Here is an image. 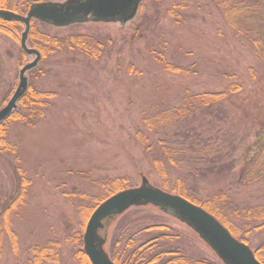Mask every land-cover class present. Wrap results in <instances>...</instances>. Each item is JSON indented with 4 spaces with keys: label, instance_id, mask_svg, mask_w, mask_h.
Segmentation results:
<instances>
[{
    "label": "rangeland",
    "instance_id": "rangeland-1",
    "mask_svg": "<svg viewBox=\"0 0 264 264\" xmlns=\"http://www.w3.org/2000/svg\"><path fill=\"white\" fill-rule=\"evenodd\" d=\"M173 2L180 7L171 12ZM37 28L59 36L72 32L107 36L110 43L99 60L73 50L52 55L38 80L40 87L57 92L45 118L34 127L10 122L7 147L0 146V264H28L30 248L49 241L61 254L59 263L50 264H79L71 242L83 230L80 206H94L107 194L108 183L121 178L127 179L126 187L141 185L143 176L163 187V179L134 137L141 115L181 105L186 94L227 91L231 83L242 88L189 124L165 131L167 139L189 142L183 131L197 126L209 142V146L200 142L204 155L187 156L179 171L170 168L169 180L175 185L182 176L202 201L226 192V202L242 213L237 218L224 210L236 224L249 222L251 208L264 212V176L251 184L241 185L240 180L258 151V133L264 128V58L234 34L213 1L147 0L125 24L37 23ZM153 46L168 62L188 67L191 73L164 70L150 53ZM20 51V43L0 35V110L11 98L2 104L10 90L18 86L21 68L35 57L27 55L20 65ZM159 137L154 134V139ZM217 159L227 166L224 174L209 172L219 167ZM126 212L128 234L161 222L169 228L151 229L139 237L177 234L179 245L188 252L219 259L190 227L155 207L135 206ZM6 218L17 234V249L6 232ZM263 222L258 220L251 228ZM117 225L111 221L108 227L107 251ZM248 238L255 249L263 245L264 228L252 230Z\"/></svg>",
    "mask_w": 264,
    "mask_h": 264
},
{
    "label": "trees",
    "instance_id": "trees-1",
    "mask_svg": "<svg viewBox=\"0 0 264 264\" xmlns=\"http://www.w3.org/2000/svg\"><path fill=\"white\" fill-rule=\"evenodd\" d=\"M154 1L161 2L164 0ZM209 1H213L216 4V7L222 13L223 19L234 34L241 40L246 41V44H249L250 46L252 45L253 48L257 49L259 58L263 59L264 0ZM37 2H43V0H0V10H10L25 15L32 4ZM146 2L147 0H143L140 8H143ZM178 7H180V4L178 2H173L169 10L173 12L177 10ZM37 23L44 22L36 19L32 20L27 43L30 47L36 48L40 51L41 60L35 68L29 71L28 88L25 94L19 99L17 107L7 119L0 123V146L2 148L7 147L6 139L8 137L11 121L19 122L24 126L34 127L39 121L45 118L48 107L52 104V100L57 95V92L40 87L38 80L45 75L46 62L52 55L62 51L73 50L95 60H99L107 52V47L110 43L108 42L110 40L107 36H98L83 32H72L61 36L51 35L47 32L40 31L37 28ZM24 29L25 24L23 22L18 20L7 21L0 17L1 36H6L21 44V34ZM150 51L152 57L162 65L164 70L182 75L191 73V69L188 67L168 62L165 58L164 52H157L154 46ZM20 52L21 58H19L18 61H20L21 65L25 62L28 54L22 49V47ZM241 88L242 87L239 84L231 83L227 91H208L186 94L181 98V105H166L155 111L149 110L141 115L140 125L136 128L134 137L136 142H138L144 150V154L151 160L158 175L163 179V187L154 184L155 186L160 187L165 191L179 194L205 208L216 216L236 237L251 246L248 238L251 231L264 228V222L255 226L253 229L251 228L252 223L257 222L258 220H264V212H261V207H258L257 210L259 211H256L254 208H251L248 211L249 222L236 224L228 218L224 210L228 208V213L237 218H240L242 213L241 210L234 208L230 203L226 202L228 198L226 192L221 191L214 195L213 198L202 201L194 195V189L187 186L182 176L177 178L175 185H172L169 180L170 168L179 171L181 168L180 163L187 156L205 154L206 151L204 152L202 147H200L202 144L200 142L204 141L206 142H204L203 145L207 144V146H209V142L203 138L205 133L204 130L201 127L198 128L197 126H192L193 128L189 131H183L186 139L190 140L189 142H181L180 137L173 140L164 137L166 130L174 129L175 126L178 127L175 129H180L182 125L189 124L195 120L198 115H203V113L215 108L218 103L229 99V93H236L240 91ZM15 90V87L10 90L2 104L6 103L8 97L12 96ZM176 132L180 133V130H177ZM154 134H158L160 137L154 139ZM258 134L259 138L255 147L258 151L250 159L247 167L242 170L240 174L241 185L251 184L262 179L264 176V128ZM8 147L7 150H9L11 146L9 145ZM214 162H216L215 164H220L221 161L217 159ZM226 168V165L220 164L217 169H214L213 167L210 168L209 172L224 174V171H227ZM125 181H127L126 178H121L117 179L115 182L108 183L109 188L107 194L98 199V202L94 206L89 207L82 205L78 208L81 210L80 214L83 222V230L85 229L86 223L91 214L103 200L118 191L132 187L124 186ZM82 196L86 197L85 194ZM155 208L163 212L161 209L157 207ZM6 212L7 211H5V213ZM129 216V212H125L111 220L112 223L118 221V225L115 229V237L113 236L109 247V255L117 264H223L219 259L214 260L205 255L200 256L188 252L179 245L178 240L180 239V235L177 234L163 233L147 240H143L142 237H139V235H142L151 229L169 228V226L161 222L152 226L143 227L134 234H128L127 228L124 225ZM2 226L3 223L0 221V228ZM83 230L78 231L77 234L73 236L74 239L71 243H74L75 248L77 249L76 255L79 264H92L84 251ZM6 232L12 239L14 249H17V234L10 228V222L8 219L6 221ZM1 234L2 231H0V245L1 242L3 243L1 239L3 236ZM165 239L168 240L163 241ZM53 245H55V242L49 241L47 245L42 247L32 246L30 248L32 256L28 259V264L59 263L61 260V254L59 250L56 252ZM255 251L257 258L264 263V244L258 246Z\"/></svg>",
    "mask_w": 264,
    "mask_h": 264
},
{
    "label": "water",
    "instance_id": "water-1",
    "mask_svg": "<svg viewBox=\"0 0 264 264\" xmlns=\"http://www.w3.org/2000/svg\"><path fill=\"white\" fill-rule=\"evenodd\" d=\"M143 0H65L64 2L44 1L32 4L27 14L0 10V17L18 20L25 24L21 36V47L34 59L23 65L19 83L7 104L0 110V123L7 119L18 105L19 99L28 88L27 73L40 60L38 49L28 46L27 40L32 20H40L55 27L89 21L132 20ZM152 205L178 219L194 230L199 237L217 254L225 264H263L254 250L244 241L236 238L231 231L212 213L189 199L153 185L142 177L141 185L123 189L102 201L88 219L84 232V251L92 264H117L105 248L107 230L112 219L125 213L131 207Z\"/></svg>",
    "mask_w": 264,
    "mask_h": 264
}]
</instances>
